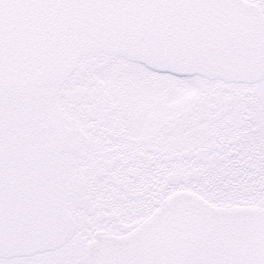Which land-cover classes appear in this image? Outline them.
I'll list each match as a JSON object with an SVG mask.
<instances>
[{"label":"snow or ice","instance_id":"snow-or-ice-1","mask_svg":"<svg viewBox=\"0 0 264 264\" xmlns=\"http://www.w3.org/2000/svg\"><path fill=\"white\" fill-rule=\"evenodd\" d=\"M0 264H264V0H0Z\"/></svg>","mask_w":264,"mask_h":264}]
</instances>
